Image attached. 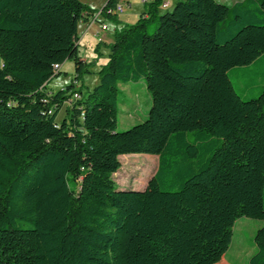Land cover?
I'll return each instance as SVG.
<instances>
[{"label":"trees","instance_id":"1","mask_svg":"<svg viewBox=\"0 0 264 264\" xmlns=\"http://www.w3.org/2000/svg\"><path fill=\"white\" fill-rule=\"evenodd\" d=\"M175 1L117 30L99 84L77 90L96 66L79 34L95 10L0 0V264H218L238 219L264 221V84L243 98L230 77L264 56V0ZM68 61L75 80L49 92ZM140 81L148 117L120 132L119 86ZM135 154L158 169L143 191L118 190ZM254 241L246 264H264V227Z\"/></svg>","mask_w":264,"mask_h":264},{"label":"rangeland","instance_id":"2","mask_svg":"<svg viewBox=\"0 0 264 264\" xmlns=\"http://www.w3.org/2000/svg\"><path fill=\"white\" fill-rule=\"evenodd\" d=\"M130 1L131 7L129 4L125 3L126 11L124 14L119 15L123 21L122 25L136 23L141 13L145 9L147 10V5H145L142 0ZM172 8L173 7L168 10L171 11ZM156 29V24H151L149 27V34L155 33ZM80 49L82 57L90 62L96 60L100 61L101 64H106L108 61L107 56L102 57L99 54H94L93 49L89 47L87 42L82 44ZM1 65L2 60L0 58V66ZM92 69H94L92 70L93 72L90 75H86L83 80L79 82L80 87L85 83L91 88H94L99 84L100 77L99 74L95 72H98L101 69L100 65L98 64ZM263 70L264 56H262L259 61L246 67L236 68L230 73L235 89L243 98H254L259 95V89L264 84V77L260 74ZM74 76V63L68 61L64 64L62 74L55 77L49 85V92L56 93L65 88L73 81V78L75 79ZM80 87H77V90H79ZM119 89L120 95L117 130L123 132L135 125L143 123L147 119L151 109L152 99L144 81L121 84ZM65 116L66 109H63L59 114L58 121L61 122ZM120 162L121 168L119 172L114 175L117 189L121 191H143L150 178L158 169L159 158L155 155L146 154H135L134 156L123 155L120 157ZM262 227H264L263 220L246 217L238 219L235 223L232 243L223 260L218 264H246L257 251L254 238L257 231Z\"/></svg>","mask_w":264,"mask_h":264},{"label":"crops","instance_id":"3","mask_svg":"<svg viewBox=\"0 0 264 264\" xmlns=\"http://www.w3.org/2000/svg\"><path fill=\"white\" fill-rule=\"evenodd\" d=\"M217 1L224 3V4L233 5L242 0H217ZM107 2L108 0H86V1L84 0L83 1V3H85L86 5L90 6L92 9L95 10V14L93 17H85L82 20L80 24L79 34H80V47L82 46V44L87 42L89 47L93 49L94 54H97L95 52V49L97 48V46L101 45V50H100L101 56L102 57L107 56L109 58L110 50L108 49L107 46L114 41V36H115L116 31L121 29L124 25H122L123 21L121 20L119 16H117L116 19H111L108 16L102 14V10L105 8ZM120 2L128 3L129 6L131 7L130 0H120ZM165 3H168L171 8L175 5L176 1L174 2V0H165ZM145 10L143 12H145ZM165 11L166 10L164 7L160 8V12H165ZM80 54H81V49H80ZM83 59L87 62H90L84 57ZM94 62L96 63V66L99 64L100 68L102 65H104V64H101L100 61L95 60ZM63 70H64V65L61 68L62 72ZM92 70L94 69H91V72H93ZM99 71L95 73H99ZM74 80L75 79L73 78V81ZM86 84L87 83H85L84 85L87 86L90 90L93 89ZM76 86L80 87L79 83H77Z\"/></svg>","mask_w":264,"mask_h":264},{"label":"built area","instance_id":"4","mask_svg":"<svg viewBox=\"0 0 264 264\" xmlns=\"http://www.w3.org/2000/svg\"><path fill=\"white\" fill-rule=\"evenodd\" d=\"M143 1V3H145V4H147V3H149L150 1H152V0H142ZM126 5H125V3H120V4H118L117 6H116V8L113 10V11H110V13L111 14H117L118 16L119 15H121V14H124L125 13V11H126ZM168 7H170V5L168 4V3H165L164 4V8H168ZM59 72V70L58 71H56V74ZM79 93H76L75 95H74V100H76V99H78L79 98Z\"/></svg>","mask_w":264,"mask_h":264},{"label":"bare ground","instance_id":"5","mask_svg":"<svg viewBox=\"0 0 264 264\" xmlns=\"http://www.w3.org/2000/svg\"><path fill=\"white\" fill-rule=\"evenodd\" d=\"M58 70H60V67L59 66L56 67V71H58Z\"/></svg>","mask_w":264,"mask_h":264}]
</instances>
